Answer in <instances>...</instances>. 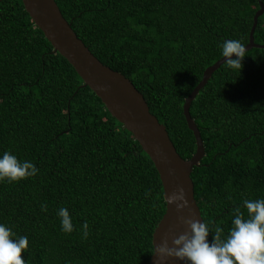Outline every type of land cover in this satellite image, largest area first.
Segmentation results:
<instances>
[{"label":"trees","instance_id":"1","mask_svg":"<svg viewBox=\"0 0 264 264\" xmlns=\"http://www.w3.org/2000/svg\"><path fill=\"white\" fill-rule=\"evenodd\" d=\"M55 2L89 50L132 81L179 155L190 158L196 142L185 98L222 57L223 41L247 44L259 1ZM253 38L264 44V11ZM52 50L21 0L0 1V154L39 169L0 182V223L28 237L26 264H148L165 212L159 174L132 133ZM242 63L240 74L222 63L189 106L204 146L191 171L194 198L202 221L224 234L235 208L247 217L243 200L264 198V48L247 50ZM60 207L72 216L71 233L61 231Z\"/></svg>","mask_w":264,"mask_h":264},{"label":"water","instance_id":"2","mask_svg":"<svg viewBox=\"0 0 264 264\" xmlns=\"http://www.w3.org/2000/svg\"><path fill=\"white\" fill-rule=\"evenodd\" d=\"M1 1V0H0ZM25 11L34 24L43 32L53 47L72 65L82 79V86H88L100 98L108 112L132 133L142 150L149 156L156 168L165 201V212L157 223L152 234L153 252L148 264H189L175 257H160L158 249L162 241L167 240L169 247L172 240L189 231L188 226L178 219L179 216H194L202 220L199 207L194 198V186L191 171L204 156V146L199 129L189 113V106L198 91L206 84L212 73L225 61L221 57L205 68L201 80L192 89L183 103V115L187 126L192 130L196 142V150L190 158L185 159L176 151L169 138L165 126L149 111L143 94L132 81L122 73L103 64L76 35L55 2V0H21ZM259 1V9L253 16V24L249 32L246 51L252 47L264 48V44L254 42L253 32L257 18L264 11ZM184 190L187 204L177 209L169 203V196L179 189Z\"/></svg>","mask_w":264,"mask_h":264},{"label":"clouds","instance_id":"3","mask_svg":"<svg viewBox=\"0 0 264 264\" xmlns=\"http://www.w3.org/2000/svg\"><path fill=\"white\" fill-rule=\"evenodd\" d=\"M220 47L226 65L240 74L246 46L238 39H228ZM38 172L39 169L30 160H21L9 151L0 154V182L24 180L36 176ZM169 203H174L178 210L185 207L184 190L181 188L173 192ZM243 206L247 217L239 207L235 208L227 234L221 227L213 230L208 223L194 216H179L178 219L188 226L189 231L174 238L171 247L167 240L162 241L158 249L155 248L154 255L158 252L161 258L175 257L189 264H264V198L245 199ZM41 210L46 211L47 205L42 204ZM57 216L61 231L73 232L74 225L68 209L60 207ZM82 229L84 238H87V222ZM28 247L27 236H17L11 227L0 223V264H26L21 253H25Z\"/></svg>","mask_w":264,"mask_h":264}]
</instances>
